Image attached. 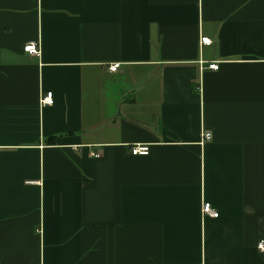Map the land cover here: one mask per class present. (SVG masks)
Instances as JSON below:
<instances>
[{
  "label": "crops",
  "instance_id": "obj_1",
  "mask_svg": "<svg viewBox=\"0 0 264 264\" xmlns=\"http://www.w3.org/2000/svg\"><path fill=\"white\" fill-rule=\"evenodd\" d=\"M258 240L264 0H0V264H264Z\"/></svg>",
  "mask_w": 264,
  "mask_h": 264
},
{
  "label": "built area",
  "instance_id": "obj_2",
  "mask_svg": "<svg viewBox=\"0 0 264 264\" xmlns=\"http://www.w3.org/2000/svg\"><path fill=\"white\" fill-rule=\"evenodd\" d=\"M200 44H210L211 43V39L207 36H201L200 37ZM23 51L31 54V55H36L38 56L40 54V46L38 41H28L23 45ZM118 63H112L109 65V70L110 71H115L116 68L118 67ZM208 68L210 69H217L218 68V64L216 62H211L207 65ZM196 89L199 90V87H197ZM52 94L50 91L46 92L44 95L41 96L40 98V104H52ZM202 140L200 141V143H203L204 141H208L211 139V132L209 131H205L202 132ZM149 152V146L146 144H135L133 146L130 147V153L132 155H147ZM93 156H97V153H93ZM201 212L202 215H206V216H211V217H217L218 216V212L214 209V207L211 205V203L209 201H204L202 202L201 205ZM256 248L260 251V252H264V241L263 240H258L256 243Z\"/></svg>",
  "mask_w": 264,
  "mask_h": 264
},
{
  "label": "trees",
  "instance_id": "obj_3",
  "mask_svg": "<svg viewBox=\"0 0 264 264\" xmlns=\"http://www.w3.org/2000/svg\"><path fill=\"white\" fill-rule=\"evenodd\" d=\"M53 139H54L53 137L48 138V141L53 142L54 141Z\"/></svg>",
  "mask_w": 264,
  "mask_h": 264
}]
</instances>
